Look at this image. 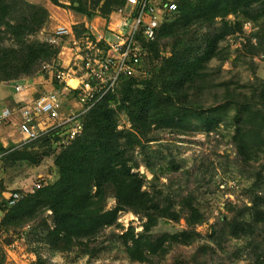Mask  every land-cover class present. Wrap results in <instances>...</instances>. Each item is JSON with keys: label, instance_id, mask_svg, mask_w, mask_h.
<instances>
[{"label": "rangeland", "instance_id": "rangeland-1", "mask_svg": "<svg viewBox=\"0 0 264 264\" xmlns=\"http://www.w3.org/2000/svg\"><path fill=\"white\" fill-rule=\"evenodd\" d=\"M80 1L90 13L102 3ZM249 7L251 15L258 14L250 18L256 30L227 29L216 18L213 22L195 20L171 36L159 37L148 47L144 73L133 84L141 86L145 78L157 73L162 58L173 53L176 39L190 45L181 48L189 55L223 33L214 56L199 70V76L186 83V100L173 117L163 122L156 116L145 136L133 139L134 145L126 153L132 171L144 179L143 188L162 204L177 210L191 204L203 215V221L188 226L184 209L179 219L162 217L152 228L155 236L186 229L187 235L181 236L185 242L173 243L166 253L152 255L149 261L131 260L121 234L130 227L136 233L141 231L145 221L142 214L132 210L120 211L116 224L64 250L50 246L45 237L53 221L43 206L33 217L4 230L25 234V227L32 225L34 234H25L27 248L38 251L46 260L42 264H264V105L258 101L264 88V61L260 58L264 53V0H250ZM243 18L240 13L227 16L229 24ZM44 37L39 31L33 39L45 41ZM58 50L53 65L62 63L63 55ZM47 68L42 65L35 75L45 76ZM119 97L111 102L117 130L128 131L132 124L120 107ZM18 138L11 142L9 136L7 147L15 145ZM22 149L33 158L0 157L2 205L14 191H29L38 181L44 186L58 178L55 158L62 148L33 142ZM104 204L106 208L116 205L111 186L106 188ZM2 216L0 213V220ZM6 238L8 241L11 236ZM0 251L3 264H13L1 244Z\"/></svg>", "mask_w": 264, "mask_h": 264}, {"label": "trees", "instance_id": "trees-1", "mask_svg": "<svg viewBox=\"0 0 264 264\" xmlns=\"http://www.w3.org/2000/svg\"><path fill=\"white\" fill-rule=\"evenodd\" d=\"M52 1L58 3L57 0ZM99 1H102L99 10L104 15L122 3L121 0ZM249 1L176 0L178 8L175 16L158 28L154 40L143 41L146 52L144 59L148 47L159 37L171 36L195 20L213 22L220 18L227 29L243 28L244 21L258 17V14H250ZM76 9L85 11L81 2ZM232 13H240L244 18L229 24L227 16ZM48 17V10L42 5L27 0H0V81L33 76L42 65L47 62L51 64L53 59H57V47L33 39L44 27ZM221 36L223 33L214 35L205 47H198V51L189 55L186 49L190 45L176 39L173 53L162 58L160 69L145 78L141 86L133 87L135 80L141 76L123 77L116 93L107 94L86 112L82 135L63 147L56 156L58 178L34 192L26 193L15 204L9 205L6 199V204L0 203L3 212L1 226L6 229L10 224L29 219L43 206L50 211L53 221L45 237L50 246L64 250L84 238L95 237L103 227L116 224L120 211L132 210L142 214L145 221L141 231L136 233L130 227L121 234L131 260L149 261L152 255L166 253L173 243L185 242L181 236L187 235L186 229L155 236L152 228L162 217L179 219L184 209L188 226L203 221V215L191 204L183 206V210L162 204L155 195L143 188L144 179L138 172L132 171L126 153L133 147V139L141 134L145 136L156 116L163 122L173 117L179 104L186 100V83L199 76V70L214 56L217 40ZM6 41H10L9 45L5 44ZM185 45L186 49L181 51ZM259 92L258 101L264 105V88ZM118 96L120 107L132 124L131 130H117L115 109L111 102L117 100ZM34 143L49 141L42 139ZM13 147L0 145V156L14 160L33 158L24 149ZM108 186H111L116 200L113 208H106L104 204ZM3 257L0 251V264H3ZM37 262L42 264L46 260L37 253Z\"/></svg>", "mask_w": 264, "mask_h": 264}, {"label": "built area", "instance_id": "built-area-1", "mask_svg": "<svg viewBox=\"0 0 264 264\" xmlns=\"http://www.w3.org/2000/svg\"><path fill=\"white\" fill-rule=\"evenodd\" d=\"M124 1L117 8L121 19L116 30L95 34L85 30L77 34L59 26L44 37L60 52L68 46L71 56L66 64L58 61L56 65H44L45 69L48 67L45 77L58 86L44 89L31 99L20 100L1 111L0 123L9 121L18 127L20 138L13 148L42 139H48L58 148L66 147L82 135L86 112L107 94L116 93L123 77L142 76L146 54L143 41L154 40L158 28L175 16L178 6L176 0ZM255 28L252 21H244V31L258 29ZM260 58L264 61V53ZM42 186L38 181L29 191H14L6 200L9 205L15 204L26 193ZM31 228L32 225H27L25 230ZM25 234H9L0 224V244L13 264H36L37 252L27 248ZM7 236H11L8 241Z\"/></svg>", "mask_w": 264, "mask_h": 264}, {"label": "crops", "instance_id": "crops-1", "mask_svg": "<svg viewBox=\"0 0 264 264\" xmlns=\"http://www.w3.org/2000/svg\"><path fill=\"white\" fill-rule=\"evenodd\" d=\"M27 1L42 5L48 10V20L44 27L40 30V33L45 36L50 34L59 26H65L72 29L77 34H79V31L82 32L85 30L94 34L106 31L108 32V30H116L121 19V15L117 12V8L122 6L125 2L124 0H121L122 3L120 6L112 10L108 15H104L100 12L99 8L96 12L90 13L80 0H57L58 3H55L52 0ZM79 2L84 5L85 11L76 9ZM61 52L62 53L60 55H63L61 58L62 63L66 64L71 56V50L67 46ZM44 77L45 76L43 75H33L16 80L0 81V113L4 108H11L15 106L20 100H29L44 89L49 90L58 86L57 83L51 82L49 79H45ZM72 81L73 80H69V83ZM17 85H21L23 88L17 90ZM3 123H0V145L7 147V143L10 141L7 138L12 136L13 140L11 142H14V140L18 137L20 138V134L18 132V127L12 122L10 125L6 126H2ZM8 129L11 130L8 131ZM24 231L27 235L34 234L32 233V229H26Z\"/></svg>", "mask_w": 264, "mask_h": 264}, {"label": "water", "instance_id": "water-1", "mask_svg": "<svg viewBox=\"0 0 264 264\" xmlns=\"http://www.w3.org/2000/svg\"><path fill=\"white\" fill-rule=\"evenodd\" d=\"M0 213H2V211L0 210Z\"/></svg>", "mask_w": 264, "mask_h": 264}]
</instances>
